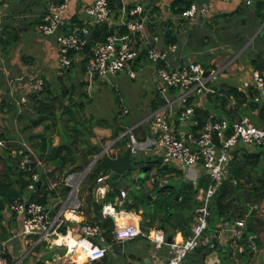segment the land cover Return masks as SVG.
<instances>
[{"label": "built area", "instance_id": "1", "mask_svg": "<svg viewBox=\"0 0 264 264\" xmlns=\"http://www.w3.org/2000/svg\"><path fill=\"white\" fill-rule=\"evenodd\" d=\"M249 3L250 0H244ZM69 0H44L45 10L35 22V31L39 34L57 33L56 60L69 68L74 61L83 57V50L88 43L89 56L83 64L86 73L99 75H113L120 71L129 76H135L136 46L132 39L137 38L146 44L145 55L153 63L157 73V88L163 93L167 87L175 88L174 99L176 110L172 108V100L165 98L164 104L155 108L149 115L152 120L151 137L148 146L154 149V153L161 156L163 163L172 162L182 172L186 182L194 184L200 175H206L209 183L205 188H199L196 195L199 200L192 218L189 222L187 236L176 234L167 235L160 228L144 231L138 222L121 223L116 217L127 213L122 204L127 195L125 187H119V195L114 203L103 202L99 213L102 217L109 216L113 222L110 231L111 240L106 236L105 228L97 221L88 220L82 216L83 199L79 195V188L103 154L115 155L125 147H129L130 154H135L140 147V142L131 134L134 126L124 128L115 138L102 143L101 148L93 154V157L80 170L67 171L55 182L57 193L65 189L63 194L49 196L46 202H40L33 196L35 183L43 182L40 171L46 172L47 165L36 158V170L31 166L33 151L24 141L23 137L11 139L6 135L4 124L0 122V152L7 150L11 141L18 143L14 153L18 154V167L21 170H30V178L22 192L15 196L8 204V211L19 220V230L13 236L27 235L30 246L24 254H29L34 246L47 241L53 246L64 245L61 255L55 253L51 261L55 264H78L67 254L68 250L74 252V248L85 254L84 262L98 261L112 247V242H122L126 239L138 237L148 239L154 246L162 244L167 247V256L160 264H182L186 255L195 247L204 245L208 239L203 236L207 228V218L210 209L209 199L214 189L222 179L227 177L226 171L233 157V150L238 143L245 146L264 144V126L254 124L248 115H240L230 119L215 112L206 111L203 119L198 120L194 111V104L188 101L194 95H202L209 91L207 85L208 74L202 62L189 59L183 64L172 66L168 64V54L176 50V43H168L163 47L149 44L145 35V18L147 11L141 3L132 5L121 4L117 11L109 5V0H92L82 7V16L71 19L66 15ZM208 11L207 4L191 0L188 6L178 13L182 18H192L203 15ZM105 25L106 33L102 37L93 38V29L97 25ZM0 19V32L2 30ZM124 26L125 33H120L119 28ZM60 71V70H59ZM44 74L39 71L22 74L11 78L8 85L16 94L15 101L21 105L29 99V95H35L44 89ZM252 86L250 100L253 103L264 105V73L253 69L248 82L242 83V88ZM26 90L27 92H25ZM19 109V108H18ZM128 109L122 108V113ZM176 111L178 121L185 124V128L175 129L171 120V113ZM123 139V146L119 145L114 150L112 145L119 138ZM121 143V144H122ZM108 174V173H107ZM106 173L98 172L95 181L98 184L93 188L95 200L100 201L105 193L103 184H106ZM44 183V182H43ZM48 183V188L53 187ZM226 222L219 220L218 227ZM232 225V234L239 237L243 220H235ZM216 226L213 228L215 232ZM216 234L213 233V236ZM255 233L247 235V242L253 244ZM170 236L167 241L166 237ZM69 239H73V246H69ZM3 243L0 242V264H7ZM58 260V262H56Z\"/></svg>", "mask_w": 264, "mask_h": 264}, {"label": "crops", "instance_id": "2", "mask_svg": "<svg viewBox=\"0 0 264 264\" xmlns=\"http://www.w3.org/2000/svg\"><path fill=\"white\" fill-rule=\"evenodd\" d=\"M90 1L92 0H69L66 15H68L71 19L79 18L82 16V7ZM173 1L174 0H120L121 4L125 5L141 3L144 9L147 11L144 22L145 35L149 39V44L156 47H163L168 43H176V50L168 54V64L176 66L185 63L189 59L202 62L205 67V74H208L209 77L207 85L210 90L202 95L192 96L191 101L193 102L194 106L205 109L206 111L211 110L217 115H223L230 119L236 118L240 115H255L257 113V107L249 109L247 106L249 103L248 99L241 104H236V111L228 113L227 109L235 103V100L230 96L228 98H224V100L221 101V97H224L222 90L228 85L234 86L242 92H246L248 87H251V90L254 91L250 85L245 89L242 88V83L249 81L251 72L254 69L250 64L249 58L257 53L259 48L263 49L264 47L263 40L256 36L258 32L262 33L263 30L260 31V29L264 24V21L258 24L259 18L256 16V10L259 9L258 3L261 0H250L249 3H245L244 0H208L206 3L208 11L203 15H198L197 17L192 18H182L176 13L173 14L171 11ZM9 2L10 1L5 0L2 4H0V14H3L4 16L8 15L6 9L11 5ZM44 10L45 3L43 0V7L34 13V22L39 20ZM222 13H230V16L228 18L221 17ZM4 24L5 23L3 21L2 27L4 29L0 35V42H4ZM240 24L243 27L242 29L240 27L238 28ZM55 34L57 35V33ZM132 43L137 49V55L135 59L136 68L142 74L152 75V77H154V83H157V73L154 70V65L147 59L145 55L146 44L142 43V41L140 42L137 38L132 39ZM17 53L21 55L20 58L22 60H15L13 57L8 56V52L5 58L0 55V68L3 73V77L0 75V122L4 124L6 135L11 139L18 138L20 135L24 136V132L23 130L21 131L20 128V122L22 123L32 114L29 113L30 109L22 106L23 104L19 105L15 102L16 94L12 92L8 82L15 76L37 71L30 69V67H35L33 60L35 59L36 54ZM65 69L68 70L69 68L65 67ZM174 91L175 88L173 89L167 87V89H165V91H163V93L160 95L153 93L151 100L147 104L148 107L151 106L153 109H155L162 106L164 104L165 98L173 101ZM171 105L174 110L177 109L175 101H173ZM18 108V114L15 115L16 109ZM21 108L22 110H20ZM244 108L247 110L246 113L242 111ZM21 115L23 116L20 117ZM149 115L150 114H146L143 118H149ZM141 120L131 122L127 128L134 126L131 130V134L136 138L135 140L140 142V147L138 148L137 152L134 155H130L135 157L134 160H143L138 165H136V170L144 173V175L142 178L137 177L135 168H133L134 170L131 169L134 166L133 163L132 167L129 169L130 173H124V175L117 174L116 185H118V187L123 186L127 188L123 185V183H131L134 185V187L131 186V188H127L128 190H135V188L138 189V187H141L143 191H146L145 194L153 193V196L158 195V199L162 197V200H165L166 198H170L169 191L171 188H174V185L171 184L168 179H160L159 176H162V174L175 172L174 169H172V167L175 168V166H170V163H163L161 156H158V154L154 153L153 148L147 147L152 130L151 127L149 129L145 128L144 126L141 127L140 123L143 122V120ZM171 120L173 121L175 129L178 130L185 128V124H181L178 121L176 111L171 113ZM126 125L127 124H123L122 126L125 128ZM97 127L99 130H102L103 134L101 136L104 139V142L112 137L110 134L112 131L110 130V127ZM31 132L34 133L36 131ZM93 136L94 139H96L99 135ZM123 139L124 138L122 137L121 142H119L120 140L117 139L112 145V149L114 150L116 147H119V145L123 146ZM123 149L124 148L122 147L121 151ZM147 157L160 158L161 168L163 171L156 173L154 169H150L145 161V158ZM90 160L91 158L84 166H86ZM163 165H166V167H163ZM94 166L95 165H93L91 168L94 169ZM94 170H97L103 174H107L109 172V170L104 167ZM176 173H178V170ZM147 175L148 179L143 180V178ZM182 181L188 183L184 181L183 175ZM104 182L106 183L103 184L106 192L110 182H107V180H104ZM190 182L193 183L192 181ZM97 184L98 182L95 181V186ZM86 185H89V183ZM171 197L173 198V195ZM148 199H152L151 195ZM170 206L171 204L169 205L168 209L171 208ZM262 206H264V198L260 207ZM162 214L163 212L158 211L151 224H146V221L149 220V217L144 218L141 214L135 211H127V213L119 220L121 223L124 221H136L140 227L142 224L148 226L145 228L141 227L144 231H149L153 228H160L165 231L164 227L161 226L163 224L159 223V215ZM1 215L0 233L3 232V227L7 231L6 233L9 232L13 234L19 230L20 227L18 218L11 214L8 209L4 208L1 211ZM82 216L88 220L95 219V215L87 214L83 210ZM11 222L17 223L18 228L14 227ZM218 222L219 221L215 223L216 230L215 232L211 233V236H213V233H215L216 235L214 237L220 239V244H225L229 239H233L234 242L231 244L232 247L242 250L243 246L236 242L235 236L232 234L231 223H225L218 227L216 225ZM157 224H160V226H157ZM178 230L179 229L176 228L175 232L177 233ZM261 230L263 233L264 226L261 227ZM222 232L224 233L222 234ZM225 232L228 234H225ZM180 235H182V233L179 230V232L176 234L177 240L180 239ZM11 237L12 236H7L5 239L0 238V242L3 243L7 264H32V258L27 254H24L25 248L29 247V243H27L29 236H19L20 238L18 239V244L12 243V246L9 248L8 244L5 245V243H8V240ZM37 245H40V247L37 248ZM37 245L34 246L32 251L34 253L39 251V257L44 256L43 258L45 259L46 264H55L54 261H51L52 257L55 255V253L61 255L64 251L63 250L61 253H59L57 250L50 251L49 249H51L53 244H49L47 241ZM42 246L43 248H41ZM119 248L121 251H119ZM47 254H51L50 259L45 256ZM104 255H106V258L109 260L108 262L110 264H160L167 256V247L164 244L156 247L148 239L138 235V237L126 239L122 242H112V247L107 250ZM8 256L10 261H8ZM56 262H58V260H56ZM108 262L106 264H108ZM202 262L204 264H219L217 251H208L203 256L201 263Z\"/></svg>", "mask_w": 264, "mask_h": 264}, {"label": "trees", "instance_id": "3", "mask_svg": "<svg viewBox=\"0 0 264 264\" xmlns=\"http://www.w3.org/2000/svg\"><path fill=\"white\" fill-rule=\"evenodd\" d=\"M4 1L5 0H0V4ZM190 1L191 0H174L172 2V13H180L181 10L188 6ZM109 5L114 11H117L121 6V2L120 0H109ZM258 8L259 9L256 10V16L259 18L258 24H260L264 21V0L259 1ZM230 13H222L221 17L228 18ZM3 29L2 27L0 35ZM92 31L93 38L102 37L104 33L108 32L106 26L103 24L95 26ZM119 31L120 33H125L126 29L124 26H121ZM260 31H262V33L258 32L256 36L260 37L264 42V24ZM90 44L91 42L88 43L83 50V57L79 61L83 63L86 61L89 56L88 48ZM249 60L254 69L264 73V47L263 49L259 48L257 53L251 56ZM74 62L78 61L76 60ZM71 67L72 65L68 70H70ZM66 92L67 88L63 89L61 91V96L62 93ZM222 92L224 97H221V101L230 96L235 100V103L227 109L228 113L236 111L235 105L241 104L248 99L249 103L247 106L249 109L257 107V113L255 115L249 114L248 116L254 124L264 126V105L253 103L250 100L252 93L251 87H248L246 92H242L236 87L228 85ZM188 101H191V99ZM22 106L30 109L29 113L32 114L27 117V126L21 129V131L23 130L24 132V136H22L24 141L31 148L35 156V158L32 157L31 166L34 165L33 170L37 169L35 166L36 158L47 165L46 172L40 171V178L44 183L41 181L35 183L33 197L40 202H46L49 196L63 194L65 191V189H61V191L57 193V187L55 186L56 181L67 171L82 169L89 160L87 158V160L85 159L76 163L78 160L76 159V153L83 155L81 147L79 146H82L83 142L88 143L89 140L87 136L93 131L92 127H110V123L102 118L96 120L87 119V117H84V114H81V110L83 109L81 101L72 100L71 98L63 101L60 97L51 94L46 81L44 89L38 94L29 95V99L26 100ZM17 110L19 111V109H16L15 115L18 114ZM20 110H22V108ZM194 111L198 120L201 121L206 110L194 106ZM22 116L23 115L20 117ZM80 117H82V119H80ZM82 125L87 132L86 138L82 135ZM37 126L41 127L36 132L33 133L30 131L31 128ZM123 128V126H120V128L114 127L111 132L112 138L116 137ZM77 143H79V146ZM17 146V142L11 141L8 144L7 150H5V155L0 154V219L2 216L1 211L15 196L22 192V189L26 186L30 178V170H21L18 167V154H14L13 151ZM87 148L90 149V154L100 149L97 144L89 145ZM260 154L264 155V144H262L260 150L249 149L248 146L242 145L241 143H238L234 148L233 157L229 165L230 174L220 181L209 199L208 207L210 212L207 218V228L203 232V236L208 239V242L204 245L195 247L193 251L186 255L182 264H196V252L200 251L202 248H207L208 251H217L219 264H235L236 258L241 259V262L246 264L247 260H254L255 255L260 257V261H264V241L261 239L257 226L254 223L256 219H253L260 218V214L258 213L260 212V206L264 198V172L263 169L259 167ZM142 161L143 160L138 159L132 162L134 166H136ZM145 161L150 169H154V171H163L160 158L147 157ZM172 169L178 170V174H181L180 170L176 167H172ZM98 172L99 171L94 170V175L87 178V180L91 181V179L94 178L95 181ZM60 173H62L61 177H59ZM128 173H130V170L125 171V174ZM144 179L147 180L148 175L145 176L143 180ZM51 181L54 185L48 188V183ZM208 183L209 179L206 175H200L195 184L191 182H181L179 187L170 189V198H166L165 200H162V198L158 199V195L153 196V193L150 192L152 199H148L145 194L146 191H143L141 187H138V189L135 188V190L130 189L124 199L122 208L127 211H135L144 218L149 217L146 224H151L157 212L161 211L163 214L159 215V223L163 224L165 229L164 232L167 235H173L177 228L181 231L183 236H187L189 233V222L199 204L196 195L199 188L207 187ZM87 186L88 189L85 190L82 210L87 214L95 215L94 220L97 221L101 227L105 228L106 236L111 240L110 231L113 229L112 219L109 216L101 217L99 210L103 202L114 203L115 197L119 195V187L112 178L102 199L97 201L93 195L95 183ZM172 195L173 198L171 197ZM175 195H177V197H175ZM170 204L171 208L168 209ZM239 219L243 220L244 225L241 226V233L235 240L243 246L242 250L232 247L231 244L233 239H229L225 244H220L216 237L211 236L217 221L222 220L223 222L232 224L235 220ZM157 226H160V224H157ZM141 227L145 228L148 226L142 224ZM6 232L7 231L3 227L0 238L5 239L8 236L7 234H9V232ZM250 233L256 234L253 238V244H249L246 239L247 235ZM39 247L40 245H37V248ZM251 249H254V251L249 256L248 252ZM191 254H193V256H191ZM43 257L35 258L32 264H46ZM8 261H10L9 256ZM108 261L106 255H104L98 261H92L87 264H106ZM200 264L204 263L202 262ZM258 264H264V262H258Z\"/></svg>", "mask_w": 264, "mask_h": 264}, {"label": "rangeland", "instance_id": "4", "mask_svg": "<svg viewBox=\"0 0 264 264\" xmlns=\"http://www.w3.org/2000/svg\"><path fill=\"white\" fill-rule=\"evenodd\" d=\"M7 1H10L9 3H11L10 7L6 9L8 15L4 16L3 14H0L2 24L3 21L5 23L4 42H0V55L3 58H5V56L7 55V52L8 56L13 57L15 60H22L20 58L21 55H19L17 52L31 53L34 55L36 54L35 59L33 60V64H35V67H30V69L43 71L40 72L44 74L43 76L51 94L60 97L63 101H66L68 98L76 101H81L83 106L81 114H84V117H87V119H105L110 123V130H112L114 127L120 128V126H122L123 124H127V128V126L131 122H136L141 119L143 120V122L140 123L141 127L144 126L148 129L152 127V120L150 119V117L146 119L143 118L146 114H151L154 110L153 107H148L147 105L151 100V96L153 95V93H157L158 95L161 94L157 91V83H154L155 81L152 75L142 74L136 68V66V74L133 77H130L128 74H126V72L123 71H120L119 73H115L113 75L86 73L83 69L84 63L81 61L73 62L71 69L66 70L65 67L60 65L56 60L55 41L57 35L55 33L44 35L39 34L35 31L34 28V13L43 7V0ZM239 27L241 29L243 28L241 24L240 26H238V28ZM0 75L3 77L1 68ZM65 88H67V92L62 93L61 96V91ZM24 91L27 92L26 90ZM124 106H126V108L128 109L126 113H122V108ZM242 111L246 113L247 110L246 108H244L242 109ZM80 119H82V117H80ZM27 123L28 120L26 118L25 121H23L22 123L20 122V128H25L27 126ZM40 127L41 126L33 127L30 129V131H37L38 129H40ZM84 129L85 128L83 127L82 135L84 138H86L87 132ZM92 130L93 131L91 132V134L87 136L89 140L88 143L83 142L82 146H79V143H77V145L81 147L83 155L76 153V159H78L76 163L93 157V154L95 152H92L90 154V149L87 148L89 145L97 144L101 148L102 143H104V139L101 136L103 134L102 130H99L97 126H93ZM93 135L99 136L98 138L94 139ZM119 140V142H121L120 138ZM248 147L249 149L260 150L262 145ZM0 154L5 155V151H1ZM259 163V167H261L264 172V155L260 154ZM172 165L173 163L170 162V166ZM133 168H135L137 177L142 178L144 173L136 170L137 166H133L131 169L134 170ZM174 171L175 172L172 173L162 174V176H159V178L164 180L168 179L170 183L177 188L181 185V182H183L182 174L179 175L178 173H176L175 169ZM156 173H159V171H156ZM226 174H230V166L227 167ZM61 175L62 173H60L59 177H61ZM93 175L94 170L91 169L80 185L79 195L82 197V199L84 198L86 192L85 190L88 189V186L86 184L95 183L94 178H92L91 181L87 180V178H90ZM116 178L117 174L114 175L113 180L116 181ZM125 183H123V185L127 188H131V186L134 187V185H132L131 183ZM127 188L126 190H128ZM161 198L162 197H160V199ZM5 208L7 209V207ZM258 214H260V218L253 219H256L254 223L257 226L259 234H262H260V237L264 241V231L263 233L261 232V227L264 226V206L261 207ZM11 223L14 227L18 228L17 223ZM223 233L224 232H222V234ZM225 234L228 233L225 232ZM8 236H12V233H9ZM19 238V236H13L8 240V243H5V245L8 244V247L10 248L12 246V243L18 244ZM237 238L238 237L235 236V239ZM218 241H220V239H218ZM233 242L234 241H232V243ZM28 246H30V244H28ZM41 248H43V246ZM49 250H57L59 253H61L64 250V246H52ZM119 251H121L120 248ZM33 253L34 252L30 250L28 254V256L32 258V261L35 258H38L40 255L39 251L34 254ZM51 254L46 255V257L50 259ZM191 256H193V254H191ZM259 258L260 257L258 255H255L254 260L248 258L250 260H247L246 264H258V262H264L263 260L260 261ZM235 264L244 263L241 262V259L236 258Z\"/></svg>", "mask_w": 264, "mask_h": 264}, {"label": "water", "instance_id": "5", "mask_svg": "<svg viewBox=\"0 0 264 264\" xmlns=\"http://www.w3.org/2000/svg\"><path fill=\"white\" fill-rule=\"evenodd\" d=\"M198 3H207L208 0H195ZM15 154V153H14ZM134 156L130 155V149L129 147H125L122 151H118L115 153V155L111 156L109 154H103L100 159L96 162L94 169H99L101 167L107 168L109 170L106 180L107 182H111L112 178L115 174L124 175L125 171L129 170L133 165ZM163 167H166V165H163ZM146 196L149 198L150 194H146ZM177 197V195H175ZM117 197H115L116 201ZM114 201V202H115ZM113 218V217H111ZM163 226V225H161ZM244 234V233H243ZM167 241L170 240V236L166 237ZM254 249H251L248 252V255L250 256L252 254ZM208 252L207 248H202L200 251L196 252V264H200L202 261L203 256ZM108 264H110L108 262Z\"/></svg>", "mask_w": 264, "mask_h": 264}, {"label": "bare ground", "instance_id": "6", "mask_svg": "<svg viewBox=\"0 0 264 264\" xmlns=\"http://www.w3.org/2000/svg\"><path fill=\"white\" fill-rule=\"evenodd\" d=\"M121 217H123V216H121ZM121 217H116V219L118 221H120L119 219ZM68 242H69L70 247L73 246V244H74L73 239H69ZM67 254L73 261H75L77 263H82L85 260V254L83 252H81L79 249L74 248V252L73 251L71 252V250H69Z\"/></svg>", "mask_w": 264, "mask_h": 264}]
</instances>
